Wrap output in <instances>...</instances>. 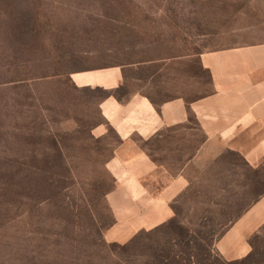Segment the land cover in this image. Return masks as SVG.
<instances>
[{"label": "rangeland", "instance_id": "rangeland-1", "mask_svg": "<svg viewBox=\"0 0 264 264\" xmlns=\"http://www.w3.org/2000/svg\"><path fill=\"white\" fill-rule=\"evenodd\" d=\"M251 44H264V0H0V264H227L206 241L244 198L249 204L264 193V161L254 173L224 156L220 170L241 172L246 183L241 196L237 181L210 184L193 165L191 187L220 193L217 205H195L189 188L175 204L178 222L106 240L115 218L105 161L118 138L110 129L93 132L103 122L97 102L105 91L78 94L46 78L142 62L127 68V90L156 102L190 99L210 90L201 52ZM158 144L142 143L178 167V156L165 160ZM251 240L243 264H264V226Z\"/></svg>", "mask_w": 264, "mask_h": 264}, {"label": "crops", "instance_id": "crops-1", "mask_svg": "<svg viewBox=\"0 0 264 264\" xmlns=\"http://www.w3.org/2000/svg\"><path fill=\"white\" fill-rule=\"evenodd\" d=\"M199 62L207 73L210 90L190 99L166 95L156 102L141 90H127V68L142 62L79 68L64 76L46 78L50 83L62 79L78 94L85 88L105 91L97 102L103 122L93 132L103 134L110 129L118 138L105 161L114 181L105 199L115 218L104 233L106 240L127 241L139 230L178 222L175 204L194 188L188 173L193 165L201 170V178L211 179L210 184L224 179L237 181L238 196L246 194V183L240 181L241 172L235 171L230 177L220 170L224 156L235 155L254 173L261 170L264 44L204 51L199 54ZM194 138L196 145L186 149ZM150 141L159 143L165 160L176 154L178 167L156 160L142 145ZM204 192L195 187L190 201L205 205L209 211L210 206L219 203L220 193ZM191 210L196 211V206ZM263 226L264 193L258 191L249 204L244 198L237 214L206 242L224 262L241 260L252 251L250 239Z\"/></svg>", "mask_w": 264, "mask_h": 264}, {"label": "trees", "instance_id": "trees-1", "mask_svg": "<svg viewBox=\"0 0 264 264\" xmlns=\"http://www.w3.org/2000/svg\"><path fill=\"white\" fill-rule=\"evenodd\" d=\"M251 245H252V249H253V244H252V240L250 239ZM251 257V252L243 259L241 260H237V261H231V262H226L227 264H243L245 262V260L249 259Z\"/></svg>", "mask_w": 264, "mask_h": 264}]
</instances>
